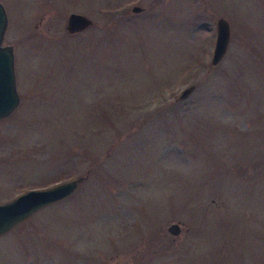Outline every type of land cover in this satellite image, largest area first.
<instances>
[{
	"label": "rangeland",
	"instance_id": "obj_1",
	"mask_svg": "<svg viewBox=\"0 0 264 264\" xmlns=\"http://www.w3.org/2000/svg\"><path fill=\"white\" fill-rule=\"evenodd\" d=\"M0 2V203L86 176L0 234V264H264V0Z\"/></svg>",
	"mask_w": 264,
	"mask_h": 264
},
{
	"label": "water",
	"instance_id": "obj_2",
	"mask_svg": "<svg viewBox=\"0 0 264 264\" xmlns=\"http://www.w3.org/2000/svg\"><path fill=\"white\" fill-rule=\"evenodd\" d=\"M133 12L141 11V7L134 5ZM92 24V20L84 14L71 12L66 22L69 33L81 31ZM8 25V16L4 5L0 2V119L7 116L17 106L19 94L16 88L14 69V52L12 45L3 44ZM230 38V25L224 17L216 20V39L211 63L217 64L223 57ZM194 89L190 85L179 94V99H185ZM86 176H80L52 187L30 189L21 193L11 201L0 203V234L30 216L38 209L67 197ZM167 231L176 236L181 232L178 222H172Z\"/></svg>",
	"mask_w": 264,
	"mask_h": 264
},
{
	"label": "flooded vegetation",
	"instance_id": "obj_3",
	"mask_svg": "<svg viewBox=\"0 0 264 264\" xmlns=\"http://www.w3.org/2000/svg\"><path fill=\"white\" fill-rule=\"evenodd\" d=\"M5 203V202H4Z\"/></svg>",
	"mask_w": 264,
	"mask_h": 264
}]
</instances>
